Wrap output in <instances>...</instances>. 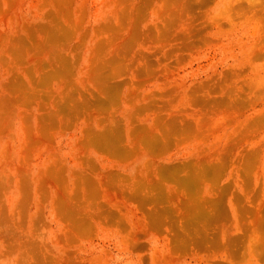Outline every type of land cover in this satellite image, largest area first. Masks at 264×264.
I'll return each instance as SVG.
<instances>
[{
    "label": "rangeland",
    "instance_id": "rangeland-1",
    "mask_svg": "<svg viewBox=\"0 0 264 264\" xmlns=\"http://www.w3.org/2000/svg\"><path fill=\"white\" fill-rule=\"evenodd\" d=\"M0 264H264V0H0Z\"/></svg>",
    "mask_w": 264,
    "mask_h": 264
}]
</instances>
